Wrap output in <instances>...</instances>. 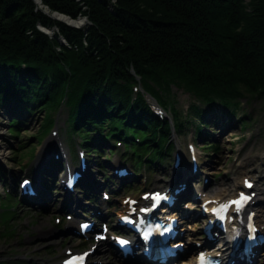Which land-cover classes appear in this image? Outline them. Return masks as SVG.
<instances>
[{
    "label": "trees",
    "instance_id": "trees-1",
    "mask_svg": "<svg viewBox=\"0 0 264 264\" xmlns=\"http://www.w3.org/2000/svg\"><path fill=\"white\" fill-rule=\"evenodd\" d=\"M111 1L41 0L51 13L88 17L92 25L85 31L45 14L36 0H0V103L53 110L66 102L72 128L85 134L90 152L99 150L91 147L94 138H120L138 147V166L154 167L171 157V127L154 115L143 94L133 100L134 84L165 107L173 87L201 104L264 101V0L249 6L244 0H117L114 13ZM39 25L57 27L58 37L50 38ZM174 114L180 132L185 123ZM20 121L10 124L16 138ZM139 150L149 155L145 161ZM5 204L0 230L8 236L17 200L9 195Z\"/></svg>",
    "mask_w": 264,
    "mask_h": 264
},
{
    "label": "rangeland",
    "instance_id": "rangeland-1",
    "mask_svg": "<svg viewBox=\"0 0 264 264\" xmlns=\"http://www.w3.org/2000/svg\"><path fill=\"white\" fill-rule=\"evenodd\" d=\"M244 1L249 6L252 0ZM116 4L117 0H112L110 3L109 10L113 13ZM38 6L40 7L39 4ZM41 9L45 10V8ZM46 11L53 19L63 21L56 19L54 17L56 14L51 13L48 9ZM57 14L63 15V17L66 16L61 13ZM65 18L76 21L68 16ZM87 19L88 17H79L77 19L85 24L84 27L71 25L67 21L64 22L68 23V26L71 25L70 27L88 31L91 26L88 25L89 19ZM41 27L39 25V29ZM45 30L48 33H43L50 38L58 37L59 30L57 27L55 29L45 28ZM61 39L64 38L60 36L59 41L63 44ZM139 79L141 78L139 77ZM134 85L141 88L144 87L142 84ZM152 85L155 88L157 87L156 89H159L161 94H165V91L161 87L156 86L154 83ZM172 90V96L165 95L168 100L167 107L158 100L157 96L147 89L143 90L142 93L139 92L140 90H135L137 91V95L141 93L144 98L148 96L152 104L160 103L165 109L167 108L169 116H171V113L175 115L174 111L177 112L182 122L184 121V130L181 129L180 137L174 140L175 143H173L174 146H172L170 154L174 152L175 148H180L187 152V146L194 144L198 149V155L201 157L203 165H206L210 175L215 178L216 182L241 179L247 172H254L257 176L264 179V158H262L264 154L263 100H243L239 106L236 104L229 106L225 103H213L210 101H205V104H201L182 89L179 90L173 87ZM23 105L13 100L3 104L0 103V198L5 197L8 188L14 190L16 182L18 185L19 181L24 177L36 179V172H43L42 174H45L46 169L50 168L48 158L44 157L42 163L39 165V156L34 159L31 155V151L39 144L37 138L40 136V128H43V131L45 127L50 128V132L55 130L56 127L59 128L62 130V137L70 147L78 143V137L84 139L85 135H80L79 131L72 128V121L70 120L72 111L65 103L64 106H60L61 108L58 107L53 110H50V106L37 108L30 105V103ZM19 106L26 107L30 111L23 110ZM194 106H197L198 110L202 112H195ZM48 116L50 118L53 117L56 122L52 119L51 124L47 125ZM203 118H205V122L201 121ZM12 119L21 120L18 124L21 136L18 138L14 137L13 130H10L12 129L10 127ZM48 132L45 130L44 134ZM48 140L49 138L45 139L44 142ZM97 141L98 139L96 138L92 139L93 143ZM103 146V141L91 146L92 148L98 147L101 151L100 154L88 152V157L92 160L91 171L99 183L103 181L102 177L105 178V169L102 167L103 163H112L116 159H120L129 166L134 167L132 159L128 157L122 159V156L118 153L114 155L109 154L108 149L105 148L106 146L102 148ZM213 146L218 147L216 153H214L215 149ZM21 147L24 148L22 149ZM72 150H75V147ZM247 160H253V163H247ZM171 164L172 158H167L160 161L152 169L148 168L149 163H147V166H140L139 169H141L140 172L150 175L151 181L149 185L151 186L154 181L159 177H163V175L166 176L165 179L171 177ZM134 170H136L135 167ZM44 176L48 178L47 175ZM105 180V182H109L108 179ZM115 184L116 186L111 187H118L116 182ZM45 186L48 187L49 191L52 192L53 190L54 194H59L56 192V189L60 188L58 186L56 188L55 181L52 178L45 180ZM59 192L61 191L59 190ZM82 200H84V197ZM4 201L6 199H0L2 210H6L3 207ZM59 208L60 204L57 205L56 213H54L51 211L44 212L39 210V208L28 211L23 205L20 206L16 220L11 224L13 231H8V236H6L4 235L6 231L0 230V264H60V260L65 256L66 249L79 250L78 248H81L80 250L83 251L87 246H79L78 242L64 234L61 227L56 225L55 218L52 216L54 214L56 216L60 215L58 212ZM9 235L11 236L9 237ZM103 250L104 248L100 249L101 253H98V258L106 261V264H113L114 261ZM262 264H264V261Z\"/></svg>",
    "mask_w": 264,
    "mask_h": 264
},
{
    "label": "bare ground",
    "instance_id": "bare-ground-1",
    "mask_svg": "<svg viewBox=\"0 0 264 264\" xmlns=\"http://www.w3.org/2000/svg\"><path fill=\"white\" fill-rule=\"evenodd\" d=\"M54 17L58 20L67 21L71 25H78L81 27L85 26V24L82 21H78V20L72 21V20L65 18V17L58 15V14L54 15ZM165 111L167 112V108L165 109ZM166 112H165V118H169L170 116ZM60 131L61 130L56 127V132L53 134V136L48 141H46L44 143H42V139L37 138V140L39 141V144L36 145L34 148V159L37 156H39V165L42 163L44 157H46L48 159L53 158L55 161L62 160L64 162L68 163V165L70 164L72 155L69 152L68 145L65 142L64 138L60 135L58 136V133ZM73 146L75 147L76 145L73 144ZM73 146H72V148H74ZM186 157H187V155H186ZM195 158L197 161V173H193V171H192L191 167L188 165L187 161H185L184 164L180 165L176 169V171L175 170L173 171L175 173L173 176V181H174L175 185H178V186L182 185L183 187H185L187 189L185 191L184 195L189 190L194 188V183H196V182L201 185L202 190H207L209 187H211L214 184L213 178L210 175L208 169L206 168V165L205 166L203 165V161H202L201 157L198 154H196ZM262 158H264V154H263ZM247 163H253V160H247ZM49 167H50V170H52L50 177L52 178L53 181H55L56 188H57V186L62 184L61 182L63 180L69 178L70 172L72 171V169H68L67 166L63 167L61 164H58L57 162H51ZM46 173H47V169H46ZM85 175L89 178H92V179L94 177V174L89 172V171H87L85 173ZM246 176H251L257 181V183L259 185L258 186L259 197L256 199L255 206H258V208L262 209V210H259V212H264V199H262L264 197V179H262L260 176H257L254 172H249V173L247 172ZM165 177L166 176H164V175H163V177H159L156 181H154V183L151 186L156 188V189L166 190L168 185H170L171 182H169L168 184H165L163 182L165 180ZM38 182L43 183L44 180L42 178H38ZM41 185H43V184H41ZM240 186H241L240 182L234 183L233 181H231L229 179L228 182L222 186L223 189H226V190H223L218 195L224 196V197L230 196L232 191L236 190V188L240 187ZM46 189H48V187ZM47 198L51 204L55 203L58 200L52 196H48ZM46 202L48 203L47 200H46ZM263 217H264V214H263ZM116 263L117 262L115 261L114 264H116Z\"/></svg>",
    "mask_w": 264,
    "mask_h": 264
},
{
    "label": "water",
    "instance_id": "water-1",
    "mask_svg": "<svg viewBox=\"0 0 264 264\" xmlns=\"http://www.w3.org/2000/svg\"><path fill=\"white\" fill-rule=\"evenodd\" d=\"M36 3L39 4L41 8H44V6H43L42 3H41V0H36ZM46 10H47V9L45 8V10H43V12H44L45 14L48 15V12H47ZM53 14H57V13H53ZM58 15H59V14H58ZM61 16H63V15H61ZM64 17H66V16H64ZM52 18H53V17H52ZM87 20H88V19H87ZM60 22L69 25L68 23H66V22H64V21H60ZM87 23H88L89 26L92 25L91 22H89V21H88ZM70 26H71V25H70ZM54 29H55V28H54ZM40 30H41L42 32L48 33V32L45 30V28H42V27H41ZM61 40H62L63 44L66 45V41H65L64 39H61Z\"/></svg>",
    "mask_w": 264,
    "mask_h": 264
},
{
    "label": "snow or ice",
    "instance_id": "snow-or-ice-1",
    "mask_svg": "<svg viewBox=\"0 0 264 264\" xmlns=\"http://www.w3.org/2000/svg\"><path fill=\"white\" fill-rule=\"evenodd\" d=\"M235 203H237V206H239V202H235ZM225 208L227 207V206H224ZM121 243H124L123 241H121ZM202 264H203V261H202Z\"/></svg>",
    "mask_w": 264,
    "mask_h": 264
}]
</instances>
